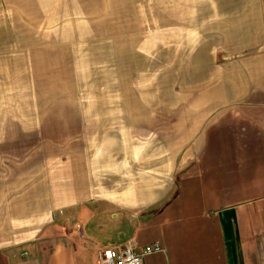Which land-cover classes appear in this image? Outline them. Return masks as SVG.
<instances>
[{
    "label": "crops",
    "instance_id": "0c3cea01",
    "mask_svg": "<svg viewBox=\"0 0 264 264\" xmlns=\"http://www.w3.org/2000/svg\"><path fill=\"white\" fill-rule=\"evenodd\" d=\"M70 1L0 0V43ZM156 4L185 45L177 97L152 119L75 100L74 147H0V264H98L128 240L164 246L143 264H264V0Z\"/></svg>",
    "mask_w": 264,
    "mask_h": 264
},
{
    "label": "rangeland",
    "instance_id": "374dc122",
    "mask_svg": "<svg viewBox=\"0 0 264 264\" xmlns=\"http://www.w3.org/2000/svg\"><path fill=\"white\" fill-rule=\"evenodd\" d=\"M161 6L156 0H76L55 12L53 26L9 28L19 37L0 43V147L24 151L44 144L52 153L74 147L73 118L62 119L79 99L125 98L138 104L131 109L143 118L160 115L165 100L178 95L177 56L185 46L172 42L178 20ZM115 110L116 118L122 115Z\"/></svg>",
    "mask_w": 264,
    "mask_h": 264
},
{
    "label": "built area",
    "instance_id": "2783aa9c",
    "mask_svg": "<svg viewBox=\"0 0 264 264\" xmlns=\"http://www.w3.org/2000/svg\"><path fill=\"white\" fill-rule=\"evenodd\" d=\"M163 251L161 243L139 246L134 240H128L118 246L100 248L98 264H143L146 256Z\"/></svg>",
    "mask_w": 264,
    "mask_h": 264
}]
</instances>
